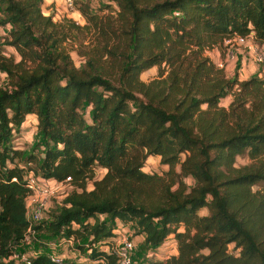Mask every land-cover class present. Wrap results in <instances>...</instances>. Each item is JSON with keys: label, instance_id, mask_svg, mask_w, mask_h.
<instances>
[{"label": "trees", "instance_id": "obj_1", "mask_svg": "<svg viewBox=\"0 0 264 264\" xmlns=\"http://www.w3.org/2000/svg\"><path fill=\"white\" fill-rule=\"evenodd\" d=\"M41 1L0 0V25L9 28L0 42L8 84L0 88V264H19L7 257L29 223L28 173L69 177L58 208L31 225L35 238L71 237L85 255L58 264H116V222L143 236L146 264H264V74L226 78L204 54L234 34L252 32L263 46L264 0H106L114 16L89 13L84 2L78 9L96 40L79 67ZM3 44L17 62L2 55ZM152 66L156 78L141 81ZM27 115L40 151L26 156L12 129ZM149 156L166 166L162 176L141 170ZM237 157L245 163L235 165ZM168 236L176 253L147 260ZM30 264L56 263L36 253Z\"/></svg>", "mask_w": 264, "mask_h": 264}, {"label": "rangeland", "instance_id": "obj_2", "mask_svg": "<svg viewBox=\"0 0 264 264\" xmlns=\"http://www.w3.org/2000/svg\"><path fill=\"white\" fill-rule=\"evenodd\" d=\"M83 2V4H82ZM84 2L88 4V11L89 13L96 14L97 16H114L117 7L115 4L108 3L106 5V0H75V7L73 5V9L69 10L66 8L63 0H42L40 4L41 12L44 15L50 16L51 20L56 25V29L58 31L64 32L66 34V39L62 43L65 51L68 52L70 55V58L72 59V62L74 66L79 67L81 65V61L84 57L81 55L84 52H87L91 49V47L94 46L95 40H96V34L95 29L85 21L84 16L81 14L80 8L81 5H84ZM1 18V14H0ZM77 27H73V26ZM8 26L0 25V42H2L8 33ZM255 50L257 55L264 56V45L260 46L257 44L252 43L251 44ZM238 48H230L224 46L223 41L213 46L209 49H206L204 51V54L208 56L211 60H217L214 61L216 63H213L216 65L217 68H221L223 70V73L226 78H231L232 76H236L238 80H241L242 77H246L248 73V67L251 65L254 68V73H250L249 76L253 74H261L262 65H259L256 63L254 59V55L247 51L246 49L243 50L241 46H237ZM253 48V51H254ZM1 52L2 55L5 57H11L14 62H17L19 59L18 54L14 51V49L11 46H8L6 44H3L1 46ZM162 68V67H161ZM160 69L157 66H152L144 71H142L139 74V79L145 83L153 80L156 78V75ZM165 75V71L162 75V77ZM0 88L8 89L7 80L5 79V75L0 72ZM227 98V99H226ZM231 99L230 96H226L222 98L219 102L221 106H226L227 101ZM26 123L23 124L24 127L21 128L22 123L15 129L13 127L12 129V143L22 152V154H32L36 153L37 151H40V148L36 149L34 147V142L36 139V132H35V117L33 116V120L29 121V119H25ZM182 158V156H181ZM22 158L15 160L13 163L11 162V165L14 164L16 166H19L22 164ZM245 163V160L242 157H237L235 160V165H241ZM178 164L174 166V170L178 171ZM166 166H163L159 163V157L158 156H149L143 163V166L141 170L146 173H152L157 174L159 176H162L165 172ZM103 171L98 170L96 172V177H99L100 174ZM88 185L90 182L92 183L91 176L87 179ZM183 181L187 185V188L191 187L194 184V180L187 176L183 178ZM69 190V185L62 184L60 185L55 193L47 199V209L49 210H56L60 204L61 199L66 195L67 191ZM29 200V199H28ZM32 200V199H30ZM33 201V200H32ZM36 204V202H35ZM26 205L30 209L33 207L32 203L26 202ZM207 210L205 208L199 210V214L203 215L206 214ZM43 218L48 219L46 216V213L44 212ZM127 229L130 232V240L133 244V251H132V261L133 264L136 261H141L142 263H145L142 261L140 254H139V246L142 242V239L138 236L135 237L136 234L133 233V229L131 227V224H127ZM38 237L37 240H42L45 244V247L48 246L49 243L54 242L52 238L46 239V237H43V233L37 234ZM175 244V241H174ZM30 245H33L34 247L40 245L37 243H32ZM50 245V244H49ZM229 252H233L232 245H228L227 247ZM175 250H176V244H175ZM75 251V250H74ZM81 253V252H80ZM74 255V254H73ZM154 257V254H153ZM151 253L148 254L147 260H151L152 258ZM168 257V256H167ZM166 258V257H165Z\"/></svg>", "mask_w": 264, "mask_h": 264}, {"label": "built area", "instance_id": "obj_3", "mask_svg": "<svg viewBox=\"0 0 264 264\" xmlns=\"http://www.w3.org/2000/svg\"><path fill=\"white\" fill-rule=\"evenodd\" d=\"M67 9H73V0H63ZM224 46L232 48H238L241 46L254 55V61L256 63L261 62L264 56L257 55L255 48L251 45L256 44L253 41L252 32L244 36L232 35L223 39ZM254 48V51H253ZM14 180V178H12ZM25 186L28 189V194L25 198V215L28 220V226L23 235V245L19 250H15L11 253L7 260H14L19 264H30L31 259L36 253H45L46 257L53 263H62L64 260L77 261L85 258V255L80 254V251L74 248V241L71 237L63 238L58 241H54L48 244L46 247L40 245L34 247L33 242L37 245V239L35 238L34 231L31 230V225L39 222L43 218L44 212L47 210V199H49L56 191V189L62 184H68L69 177H66L63 181L57 182L53 180L42 179L37 176H33L28 173L24 176ZM29 199V200H28ZM32 199V200H30ZM31 202L33 207L30 209L26 205V202ZM36 202V204H35ZM119 223V224H118ZM76 226V225H75ZM127 224L116 222L113 228L114 237L111 240L110 250L116 256V264H133L132 251L133 244L130 240V232L127 229ZM75 250V251H74ZM106 250V248H105ZM89 249L85 251L87 254ZM74 254V255H73Z\"/></svg>", "mask_w": 264, "mask_h": 264}, {"label": "crops", "instance_id": "obj_4", "mask_svg": "<svg viewBox=\"0 0 264 264\" xmlns=\"http://www.w3.org/2000/svg\"><path fill=\"white\" fill-rule=\"evenodd\" d=\"M214 61H217V60H214ZM214 63H216V62H214ZM248 68L249 69H248V73H247L246 77H242V79H245V78L249 77L250 73L251 74L254 73V68L251 65ZM261 71H262L261 74H264V67H262ZM25 119H29V121H32L33 120V115H27L25 117ZM24 123H26L25 120L23 121V123L21 125V128L24 127L23 126ZM138 236L141 239H143L142 235H137V234L135 235V237H138ZM150 253H151L152 257H153V254H154V257L152 258L153 260L162 259V258H165V257L171 255V254H175L176 250H175L174 239L171 236H168L159 246H157L156 248L151 250L148 254H150ZM148 254H147L146 257H148ZM136 262L139 263V264H146V263H142L141 261H139V262L136 261Z\"/></svg>", "mask_w": 264, "mask_h": 264}]
</instances>
